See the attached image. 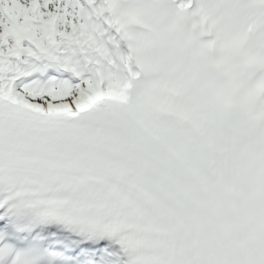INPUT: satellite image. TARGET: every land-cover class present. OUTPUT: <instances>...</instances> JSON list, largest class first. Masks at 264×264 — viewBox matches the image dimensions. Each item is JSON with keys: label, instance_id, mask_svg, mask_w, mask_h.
<instances>
[{"label": "snow or ice", "instance_id": "1", "mask_svg": "<svg viewBox=\"0 0 264 264\" xmlns=\"http://www.w3.org/2000/svg\"><path fill=\"white\" fill-rule=\"evenodd\" d=\"M0 264H264V0H0Z\"/></svg>", "mask_w": 264, "mask_h": 264}]
</instances>
